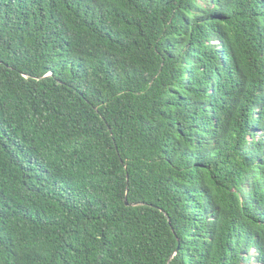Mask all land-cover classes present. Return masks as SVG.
Instances as JSON below:
<instances>
[{"label": "trees", "instance_id": "obj_1", "mask_svg": "<svg viewBox=\"0 0 264 264\" xmlns=\"http://www.w3.org/2000/svg\"><path fill=\"white\" fill-rule=\"evenodd\" d=\"M252 262L264 0H0V264Z\"/></svg>", "mask_w": 264, "mask_h": 264}, {"label": "rangeland", "instance_id": "obj_2", "mask_svg": "<svg viewBox=\"0 0 264 264\" xmlns=\"http://www.w3.org/2000/svg\"><path fill=\"white\" fill-rule=\"evenodd\" d=\"M254 252V250H251V253H253ZM251 264H254V262H252Z\"/></svg>", "mask_w": 264, "mask_h": 264}]
</instances>
